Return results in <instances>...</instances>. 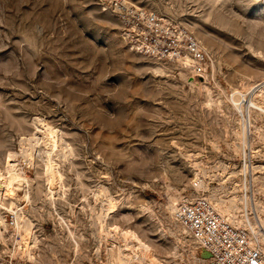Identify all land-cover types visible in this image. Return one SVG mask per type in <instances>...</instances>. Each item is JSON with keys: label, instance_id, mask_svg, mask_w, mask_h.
<instances>
[{"label": "rangeland", "instance_id": "rangeland-1", "mask_svg": "<svg viewBox=\"0 0 264 264\" xmlns=\"http://www.w3.org/2000/svg\"><path fill=\"white\" fill-rule=\"evenodd\" d=\"M116 3L191 31L207 73L132 50ZM262 80L264 0H0V264H195L169 205L197 191L247 187L264 221V113L248 137L233 104Z\"/></svg>", "mask_w": 264, "mask_h": 264}, {"label": "built area", "instance_id": "built-area-1", "mask_svg": "<svg viewBox=\"0 0 264 264\" xmlns=\"http://www.w3.org/2000/svg\"><path fill=\"white\" fill-rule=\"evenodd\" d=\"M118 3H116L117 5ZM121 23V36L132 50L159 62H176L183 65L193 76L207 73L212 56L199 39L188 29L179 26L166 15L148 11L141 7L117 5ZM190 64L185 65V62ZM242 98V100H241ZM235 98L238 106H244V96ZM243 133L248 137L254 134L253 117L246 109L239 112ZM264 148V147H263ZM250 152H259L262 147L248 148ZM253 165V159H249ZM246 166V157L244 158ZM201 180L192 183L199 189ZM251 196V198H250ZM229 212H221L214 197L199 193L179 200L172 210L175 223L181 226L192 238L196 249L208 256L198 259L195 264H264V225L260 216L254 219L253 193L244 189L241 196H232L236 201Z\"/></svg>", "mask_w": 264, "mask_h": 264}, {"label": "bare ground", "instance_id": "bare-ground-1", "mask_svg": "<svg viewBox=\"0 0 264 264\" xmlns=\"http://www.w3.org/2000/svg\"><path fill=\"white\" fill-rule=\"evenodd\" d=\"M211 1H213V4H214V2H217V1H219V0H211ZM124 2V1H123ZM210 2V1H209ZM131 3V2H130ZM128 5H129V3H128ZM187 64H190L189 62H185V65H187ZM246 89V88H245ZM249 89H251L252 90V94H253V96H255V95H258V96H263V98H264V80H262V81H259V82H252L250 85H249ZM254 98V97H253ZM252 98V99H253ZM210 99V98H209ZM257 100V99H256ZM210 101V100H209ZM213 101V100H212ZM234 102V101H233ZM246 102V101H245ZM235 106H236V104L237 103H233ZM237 107V109H240L239 111H241V110H244V109H250V108H255V109H259L261 112H263L264 113V108H262L260 105H258L257 106V104H256V102L254 101L253 102V100H251V101H247V103H246V105H245V107H241V106H236ZM236 109V108H235ZM250 112V111H249ZM35 139V138H34ZM244 139V138H243ZM36 140V139H35ZM33 147V146H32ZM11 155L9 154V163H8V165H7V173L9 174V175H14L15 177H14V181H15V183L16 184H20L21 183V181H23V178H21V176H20V173H18V169H17V167H16V164H14V162L12 163V162H10L11 161V158H13V157H11ZM13 160V159H12ZM52 166H53V164H52ZM262 166V165H261ZM260 166V167H261ZM253 167V168H252ZM251 167V170H253L254 171V169L256 168L254 165ZM259 167V168H260ZM53 169V168H52ZM56 170V169H55ZM53 170V171H51V173L49 174L50 175V177H51V180H53V186L58 182V180H59V177H60V174L58 173V171L56 170ZM253 171L251 172V173H253ZM256 171V170H255ZM254 171V172H255ZM196 174H197V172H196ZM23 176V175H22ZM4 177L1 175V173H0V187H2L1 186V184L3 185V181H2V179H3ZM15 184V185H16ZM18 188H19V186H18ZM247 188V187H246ZM181 199V198H180ZM182 199H183V197H182ZM231 199V198H230ZM233 202V201H232ZM177 203V200L176 201H174L173 202V204L172 205H169V208L171 209V212H172V210L174 209V205ZM11 204V203H10ZM236 204V203H235ZM216 207H217V209L219 210V211H221V212H229V208H230V206H224V207H218V205L216 204ZM233 207V206H232ZM232 207H231V209H232ZM12 208V207H11ZM18 214V213H17ZM0 221H1V217H0ZM261 221H263L262 219H261ZM263 223V225H264V221L262 222ZM178 225V224H177ZM181 227V226H180ZM182 228V227H181ZM182 230L186 233V231L182 228ZM121 232H122V234L124 235H127V236H131V231H127V230H125V231H123V230H120ZM3 237V234L1 233V231H0V238H2ZM263 240H264V238H263ZM3 241H4V239H3ZM27 244V243H26ZM27 246V245H26ZM25 246V247H26ZM27 248V247H26ZM29 249V248H28ZM27 249V250H28ZM25 250V249H24ZM29 251V250H28ZM27 252V251H26ZM25 254H27V253H25ZM28 255V254H27ZM29 256H30V254H29ZM31 257V256H30ZM157 261V260H156Z\"/></svg>", "mask_w": 264, "mask_h": 264}, {"label": "water", "instance_id": "water-1", "mask_svg": "<svg viewBox=\"0 0 264 264\" xmlns=\"http://www.w3.org/2000/svg\"><path fill=\"white\" fill-rule=\"evenodd\" d=\"M208 255L204 252V251H202V257H207Z\"/></svg>", "mask_w": 264, "mask_h": 264}]
</instances>
